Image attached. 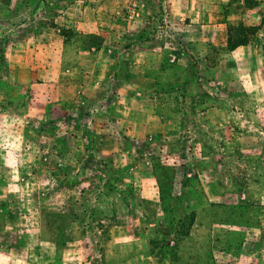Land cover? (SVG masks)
Masks as SVG:
<instances>
[{"label": "rangeland", "instance_id": "1", "mask_svg": "<svg viewBox=\"0 0 264 264\" xmlns=\"http://www.w3.org/2000/svg\"><path fill=\"white\" fill-rule=\"evenodd\" d=\"M156 221L149 247L124 239ZM0 253L264 264V0H0Z\"/></svg>", "mask_w": 264, "mask_h": 264}, {"label": "crops", "instance_id": "2", "mask_svg": "<svg viewBox=\"0 0 264 264\" xmlns=\"http://www.w3.org/2000/svg\"><path fill=\"white\" fill-rule=\"evenodd\" d=\"M189 9V6H186V9ZM212 14H204V13H201V14H195L194 15V20L193 22L196 23L193 25V28L198 32V34H200L201 30L204 29L206 31V34H204L203 36V39L206 41V43H208V53H210V49L211 47H215L216 46V32H217V28L216 26L217 25H213L212 22ZM200 23H205V25H201ZM202 38V37H201ZM227 46H228V39H227ZM243 47V46H241ZM241 47H238L236 48L235 50H229L231 53H237L241 50ZM193 53V51H192ZM180 57L183 62H187L189 59L188 58H191L190 55L186 52V50H184L182 48V52L180 54ZM209 61V65H210V57L208 59ZM134 63H137V62H134ZM199 211L196 209V210H193L196 212V220L194 222V225L191 227L190 229V233H189V236L185 237V238H182L181 240H179L180 243H184L185 241H187L188 239L191 238V236L193 235V232H194V229L199 226V215H200V212L203 211V207L201 208H198ZM118 216H123L124 218H127V222L129 221L130 218H133V215H131L130 213V209H128L126 212H125V215L123 214V210H117V212H115ZM126 216V217H125ZM164 223L165 222H159V221H156L155 223H150V228L148 231H151V233H154V238L152 237H147L144 233H141L139 234L138 237H131V238H127L124 237V239L126 241H130V244L131 243H136L137 245H140V247L142 246V244H145L146 245V248L150 246V244L152 243V239H156V240H159L160 237H163V232L165 230V226H164ZM130 239V240H129ZM162 239V238H161ZM155 240V241H156ZM180 247V246H179ZM134 254H139V255H143V254H140V253H137L135 252L136 250L133 249ZM147 256H150V257H147L149 258L151 261H160L162 259V257L164 258V252L162 250H157L155 254H151L150 252H146ZM3 254L0 253V257L2 256ZM145 255L144 256H141V257H144L145 258ZM106 258V256L104 257V259ZM120 259H123V260H128L129 259V256H121Z\"/></svg>", "mask_w": 264, "mask_h": 264}, {"label": "trees", "instance_id": "3", "mask_svg": "<svg viewBox=\"0 0 264 264\" xmlns=\"http://www.w3.org/2000/svg\"><path fill=\"white\" fill-rule=\"evenodd\" d=\"M232 29L233 27L228 28V49L229 50H235L238 47L247 45L250 40V35L253 36V34L256 32L255 28H246L245 26H241V28L239 29L240 30L239 35L235 37V34L232 33ZM191 216H192L191 222L189 224L190 228L194 225V222L196 220V212L192 211ZM189 233H190V230H188L186 233H183L181 235V239L189 236Z\"/></svg>", "mask_w": 264, "mask_h": 264}]
</instances>
